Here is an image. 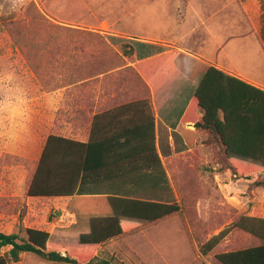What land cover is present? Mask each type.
I'll use <instances>...</instances> for the list:
<instances>
[{"label":"rangeland","instance_id":"rangeland-1","mask_svg":"<svg viewBox=\"0 0 264 264\" xmlns=\"http://www.w3.org/2000/svg\"><path fill=\"white\" fill-rule=\"evenodd\" d=\"M229 1L223 15L228 23L235 19V27L220 28L218 37L234 30L231 36L239 38L226 44V52L236 62L263 61L257 37L262 33L264 0ZM44 2L0 0V231L24 236L26 228L45 229L51 234V246L67 245L69 252H80L84 248L72 227L76 215L59 201L27 192L42 143L56 131L59 117L57 107L47 106L46 93L72 82L87 87L90 77L135 61L139 47L137 41L121 35L63 26L57 22V12L46 10ZM39 12L44 19L38 18ZM198 22L191 14L188 26ZM124 45L134 50L128 59L123 58ZM208 48L215 54L214 42ZM259 78L264 83V70ZM144 87V95H152L147 83ZM198 147L194 154L165 159L169 185L161 194L179 202L182 210L95 247L99 256L116 264H222L217 253L259 243L235 223L242 216L264 217V187L252 185L264 173L238 178L205 135ZM223 230L218 244L204 253L203 245ZM32 259L44 260L23 253L19 261Z\"/></svg>","mask_w":264,"mask_h":264},{"label":"crops","instance_id":"crops-1","mask_svg":"<svg viewBox=\"0 0 264 264\" xmlns=\"http://www.w3.org/2000/svg\"><path fill=\"white\" fill-rule=\"evenodd\" d=\"M227 1L231 3L229 0H46L45 9L55 10L57 22L63 26L121 35L137 41L139 48L135 61L90 77L87 87L74 82L46 93L47 106L57 107L59 117L56 131L48 133L42 143L37 162L51 134L87 144L92 131L95 148L91 154L88 155L85 146L79 150L61 148L57 152L61 166H161V161L166 166V158L174 159L181 153L194 154L203 135L194 122L182 119L209 66L214 65L264 88L259 78L264 60L236 62V58L226 52V44L239 36H231L234 31L231 30L222 39L218 37L220 28L235 27V19L228 23L223 15ZM191 14L199 20L194 26H188ZM257 39L264 57L261 31ZM211 42L216 51L212 55L208 50ZM170 53H176L172 63L153 82L159 89L147 83L152 95L145 96L146 82L138 64ZM221 53L224 56H220ZM123 58L128 59L129 55L123 54ZM117 75L120 76L118 81ZM103 77L107 79L99 80ZM94 80L97 82L92 84ZM153 115L156 150L152 147ZM129 181L123 176L96 174L90 177L88 186L108 191L103 188L129 185ZM41 198L59 201L65 209L72 199ZM96 253L99 255L98 251ZM13 264L64 263L32 259Z\"/></svg>","mask_w":264,"mask_h":264},{"label":"trees","instance_id":"trees-1","mask_svg":"<svg viewBox=\"0 0 264 264\" xmlns=\"http://www.w3.org/2000/svg\"><path fill=\"white\" fill-rule=\"evenodd\" d=\"M38 14V18H45L42 13ZM262 37L264 41V19ZM124 47L126 55L134 52L132 46ZM175 54L139 63L138 68L145 82L153 83L162 70L172 63ZM153 86L155 90L160 87L154 83ZM182 120L195 123L197 131L206 136L207 142L216 146L225 167L236 177L251 179L264 173V88L211 65ZM151 126L152 147L156 150L154 115ZM126 141L123 140V143ZM94 142L93 131L87 144L51 134L27 189L32 197H72L67 210L76 215V224L72 227L78 234L83 251L69 252L67 245L62 248L51 246V234L45 229L29 227L24 236L0 231V264L17 262L23 253H33L44 260L58 263L116 264L112 258L97 255L95 247L182 210L179 202L167 200L161 194L164 186L169 185L162 161L161 166L59 164L61 160H58L57 152L61 148L74 147L79 150L85 146L89 155L95 148ZM96 174L127 177L130 184L103 188L108 191H102L101 187H89L90 177ZM252 185L264 187V178L254 180ZM235 225L253 235L259 243L217 253L216 259L222 264H264V217L242 216ZM225 233L226 230H223L205 243L203 252L211 251ZM63 250L66 252L63 253Z\"/></svg>","mask_w":264,"mask_h":264}]
</instances>
